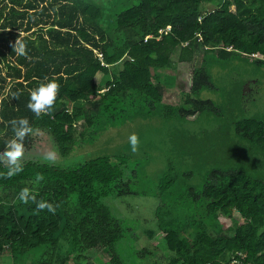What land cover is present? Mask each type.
<instances>
[{
	"label": "trees",
	"instance_id": "obj_1",
	"mask_svg": "<svg viewBox=\"0 0 264 264\" xmlns=\"http://www.w3.org/2000/svg\"><path fill=\"white\" fill-rule=\"evenodd\" d=\"M124 1L0 0V152L16 138L13 119L29 122L25 146L32 132L43 129L64 157L91 125L110 122L113 109L126 110L128 103L152 109L162 101L161 84L173 79L166 74L162 82L157 70L170 63L177 48L179 61H191L203 47L212 52L204 54L205 60L257 53L251 58L264 65V0ZM207 4L214 7L207 9ZM167 24L170 30L156 38ZM148 33L153 35L144 41ZM17 39L25 43L26 55L14 48ZM202 62L193 67L184 92L188 105L176 106L181 116L209 108L217 113L211 99L191 96L212 85ZM98 71L102 77L97 83ZM53 79L60 85L57 98L37 115L28 107L30 93ZM166 107L164 115L174 113L172 105ZM235 132L264 146V118L238 120ZM124 162L118 158L112 163L107 155L74 166L28 159L13 176L6 175L9 164L0 162L2 264H129L134 255L155 248L165 249L166 264H264V181L241 169L208 174L197 193L206 199L198 218L178 221L161 202L157 226L148 231L151 248L134 247L132 256L123 257L124 228L101 198L117 191ZM159 181L162 192L173 178L166 172ZM24 188L34 197L26 203L19 199ZM42 201L54 211L39 208ZM220 213L231 223L225 226ZM94 249L108 253L109 259L103 261L98 251L89 259Z\"/></svg>",
	"mask_w": 264,
	"mask_h": 264
},
{
	"label": "rangeland",
	"instance_id": "obj_2",
	"mask_svg": "<svg viewBox=\"0 0 264 264\" xmlns=\"http://www.w3.org/2000/svg\"><path fill=\"white\" fill-rule=\"evenodd\" d=\"M96 1L104 5L109 2ZM130 1L125 0L124 3ZM213 7V4L206 6L207 9ZM230 8L234 9V6ZM208 51L210 56L211 50L201 47L191 61L181 62L177 59V48L171 55L170 63L157 70L160 74L170 71L175 76L174 80H161V102L152 109L145 104L129 103L126 110L116 112L113 109L114 118L110 122L107 120L102 124L98 121L91 125L85 138V135H78L68 155H59L51 135L43 129L32 132L30 144L24 145L19 162L41 159L74 166L101 155H107L112 163H118V158L125 160L120 165L124 168V176L116 187L117 191L101 198L124 228L120 242L123 257L132 256L134 247L136 250L150 247L148 231L157 226L155 212L161 202L162 209H169V214L178 221L202 216L206 199L197 193L214 169H241L250 178L264 181V146L235 132L238 120L250 116L264 118V65L255 63L252 56L243 55L224 61L205 60L203 57ZM202 61H205L212 85L191 96L211 99L217 113L209 108L190 117L181 116L176 106L186 104L184 99L187 94L184 91L190 85L192 69ZM101 77L102 72L98 71L95 74L97 83ZM108 78L111 79V76ZM247 84L251 85L252 93L244 92ZM166 105L174 107L173 114L164 115ZM75 127L79 131V123ZM133 133L138 137L136 151L132 150L129 141ZM0 162L8 163L6 157ZM166 172L173 181L167 190L159 192V179ZM219 219L225 226L231 223L222 213ZM97 251L103 261L109 259L108 253L98 249L91 250L88 258H93ZM164 254V248H155L149 254L134 255L129 264H166V258L162 257Z\"/></svg>",
	"mask_w": 264,
	"mask_h": 264
},
{
	"label": "clouds",
	"instance_id": "obj_3",
	"mask_svg": "<svg viewBox=\"0 0 264 264\" xmlns=\"http://www.w3.org/2000/svg\"><path fill=\"white\" fill-rule=\"evenodd\" d=\"M14 48L17 50L18 54L26 55V45L24 42L17 39L15 41ZM59 87L60 85L58 81L54 79L47 80V82L39 84V86L30 93L28 107L37 115L46 111L54 104L57 98ZM11 124L13 126L16 139L9 141L6 146V150L0 152V159L5 157L7 158L9 168L6 175L8 176H13L22 171V166L19 161L24 152L23 140L26 133L29 131V122L26 118L13 119ZM129 141L132 146V150L136 151L138 144L137 135L135 133L131 134L129 136ZM37 179H40V177L38 176ZM19 199L26 203L29 199H34V197L29 195L28 188H24L19 193ZM38 207H46L49 211H54L52 204L48 202L42 201L38 204Z\"/></svg>",
	"mask_w": 264,
	"mask_h": 264
},
{
	"label": "built area",
	"instance_id": "obj_4",
	"mask_svg": "<svg viewBox=\"0 0 264 264\" xmlns=\"http://www.w3.org/2000/svg\"><path fill=\"white\" fill-rule=\"evenodd\" d=\"M170 28H171V25L170 24H167L166 26H164V27H162V28H159L158 29V34L156 35V38H158V37H160V35L162 34V33H166V32H168L169 30H170ZM152 33H148V34H146L145 36H144V41H146L147 40V38L148 37H152ZM184 43H186V42H184ZM98 56H99V58H101V56H102V54L101 53H98ZM252 56H258V54L257 53H252ZM102 90H104V89H102Z\"/></svg>",
	"mask_w": 264,
	"mask_h": 264
},
{
	"label": "crops",
	"instance_id": "obj_5",
	"mask_svg": "<svg viewBox=\"0 0 264 264\" xmlns=\"http://www.w3.org/2000/svg\"><path fill=\"white\" fill-rule=\"evenodd\" d=\"M181 62H185V61H181ZM161 69V68H160ZM160 69H158V70H160ZM163 69V68H162ZM165 74H167V75H170V76H173L174 77V79H175V76L173 75V73H171L170 71L169 72H165V73H161V80H163L164 79V75ZM190 86V85H189ZM187 90H189V87L187 88V89H185V91L184 92H186ZM188 117H190V115L188 116Z\"/></svg>",
	"mask_w": 264,
	"mask_h": 264
},
{
	"label": "flooded vegetation",
	"instance_id": "obj_6",
	"mask_svg": "<svg viewBox=\"0 0 264 264\" xmlns=\"http://www.w3.org/2000/svg\"><path fill=\"white\" fill-rule=\"evenodd\" d=\"M249 84H250V82H249ZM250 86H251V85H248V84H247V87H245L246 89L244 90L245 93L248 94V93H250V91H251V93H252L253 89H250ZM247 94H246V95H247Z\"/></svg>",
	"mask_w": 264,
	"mask_h": 264
},
{
	"label": "bare ground",
	"instance_id": "obj_7",
	"mask_svg": "<svg viewBox=\"0 0 264 264\" xmlns=\"http://www.w3.org/2000/svg\"><path fill=\"white\" fill-rule=\"evenodd\" d=\"M99 153V152H98ZM96 154V153H95ZM113 156V155H112ZM224 235V234H223Z\"/></svg>",
	"mask_w": 264,
	"mask_h": 264
}]
</instances>
